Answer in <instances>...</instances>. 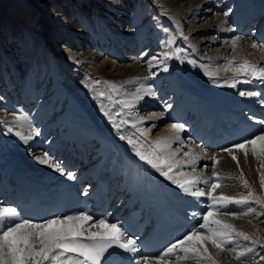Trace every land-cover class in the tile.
<instances>
[{"label": "bare ground", "instance_id": "1", "mask_svg": "<svg viewBox=\"0 0 264 264\" xmlns=\"http://www.w3.org/2000/svg\"><path fill=\"white\" fill-rule=\"evenodd\" d=\"M64 1L63 6L55 12H42L37 17L36 23L45 35L44 40L34 41L32 46L28 44L27 48L25 39L20 34L18 39L0 43V125L4 126L2 129H6L3 132L0 130V177L4 176V171H8L4 176L8 187L0 193V204L12 206L16 196H12L9 190L21 182L27 186L31 182H42L45 186L57 178L69 180L66 175L69 172L74 177L70 181L80 180L81 184L90 186V183L94 182L91 178L107 177L103 171V168L107 167L104 163L109 161L111 165L115 161L119 147H123V142L120 146L119 141H125L131 154L136 156L127 139H121L122 135L118 136V131L115 132L108 126L111 123L105 122L104 114L89 108L79 96L80 93H73L70 85L65 84L69 75H66V78L61 77L60 72L50 68V54L60 52L63 60L72 64L71 73L88 79L87 85L96 92L92 91L99 100L97 103L100 108L109 111L115 105L119 115L117 117L122 121L117 122L122 124L124 121L132 130L125 132L127 138L138 139L140 144L146 145L172 135L170 125H184L185 131L179 134L178 141L182 143L187 139L193 142V145H188L187 149L183 146L173 148L174 143L178 142L173 141L164 159L178 165L170 173L174 179L181 182L185 179L198 180L193 189L203 190L204 196L194 197L184 193L150 165L142 162L143 167L147 171L149 169V175L154 174L156 191L159 182H164L175 195L176 202L178 194L184 199L183 204L177 202L180 207L178 210H186L187 214L195 210L196 213L202 211L198 217L207 213L214 201L208 195L209 190L202 186L205 180H225L220 189L211 190L208 185L212 191L211 196L217 198L226 196L239 200L248 197L249 192L252 193L248 204L229 203L226 208L217 212L220 214L221 211L231 210V213L241 216V220L239 230L233 231L234 238L231 243L226 244L223 249L204 241V247L207 248L211 259H199L192 254L188 259H178L177 257L183 256L184 253L177 248L168 260L160 261L159 264H213V261L215 264H238L232 261L235 252L230 249L246 251V248L253 244V240L264 243V205L255 203L256 198L264 201V187L261 186V177H264V155H253L250 145L247 155L243 150L232 148L229 153L221 147L220 151L213 148L215 151L201 153L202 150L198 152L196 146H204V142L197 139L200 135L198 128L199 125L200 129L205 128L206 120L202 119V114L211 105L217 107L216 110L227 123L233 122L238 115L256 117L252 120L254 135L264 134L261 132L264 124L257 123L263 120L257 117L264 116V96L258 90L260 86H264V80L253 76L250 70L248 74L237 72V66L245 60L258 71L264 69V0H248L250 7L245 5L244 0ZM244 7L247 8L243 10ZM216 12L220 14H215ZM225 12L228 13L227 16L224 15ZM248 15L251 16L246 17ZM148 17L155 18L156 20H153L156 25H152ZM244 17L246 18L241 24L253 29L257 28L254 24L260 20L252 41L248 40L249 36L248 39L236 36L226 42L217 38L221 32L223 34L225 22L232 26L231 30L226 29L230 30L229 34L231 31L237 35L244 32V27H239V21ZM144 19L146 22H142ZM147 32L152 36L147 35ZM169 38H172V43L170 47H166L165 42ZM233 42L236 44L235 48ZM253 44L257 47L253 48ZM145 45H148V51L141 52ZM166 51L170 53V58L163 59V53ZM124 55L134 58L122 60ZM153 57L156 59L153 60ZM149 61L152 67H149ZM229 61H232L231 65ZM144 78H151L147 86L137 83ZM105 82L122 87L113 91ZM233 83L235 87L228 86ZM149 89L155 95L147 94ZM241 91H254L259 95L241 96ZM134 95H139L140 98L134 100ZM112 99L115 103L112 106L113 102H110V106L107 102ZM126 103L131 106L125 107ZM168 105L171 107L165 111ZM154 110L160 112L151 113ZM162 112L163 116L157 118ZM18 116L25 119L17 121ZM112 117H115V114ZM141 118L143 121L139 122ZM9 128L12 129L11 132L8 131ZM32 128L37 129L39 135L32 134ZM17 132L23 136L31 135L32 138L22 140L16 135ZM201 135L204 136L203 133ZM178 145L180 146L179 143ZM188 150L195 152L192 155L197 157L192 158L197 164L200 163L199 166H205L201 176L198 177L195 173L198 178L181 170L189 166L182 165ZM45 153L49 161L58 164L65 174L48 164L38 162V158H44ZM232 156L237 159L233 160ZM213 161L216 163L214 167ZM112 180H115L114 177ZM8 195L10 198H7ZM150 198L155 202L154 196L151 195ZM217 204L216 207H219ZM252 204L256 206L252 208ZM248 207L252 212H248ZM216 218V215L210 217L211 220H217ZM222 219L219 221L222 222ZM244 220L246 223H242ZM107 223L116 224V221L110 220ZM237 232L247 234L250 239L246 241L236 236ZM200 251L203 253L204 249L201 248ZM243 259V264H264V256ZM149 264H157V260L152 259Z\"/></svg>", "mask_w": 264, "mask_h": 264}, {"label": "snow or ice", "instance_id": "2", "mask_svg": "<svg viewBox=\"0 0 264 264\" xmlns=\"http://www.w3.org/2000/svg\"><path fill=\"white\" fill-rule=\"evenodd\" d=\"M224 15L227 16L228 13L225 12ZM185 39L187 38L185 37ZM171 43L172 38H169L165 42V46L170 47ZM235 47L236 44L233 42V48ZM252 47L256 48L257 45L253 44ZM168 58H170V53L166 51L163 53V59ZM155 59L156 57H153V60ZM228 63L231 65L232 61ZM149 67H152L151 61H149ZM249 70L253 76L264 80V69L258 71L249 61L245 60L237 66V72L248 74ZM165 71H167L166 68ZM105 84L113 91L117 90L118 87H122V85L117 86L110 82H105ZM228 86L235 87V83ZM147 94L155 95L150 89L147 90ZM239 94L241 96L259 95V93L254 91H241ZM139 98V95H134L133 97L134 100H138ZM130 106V104H125V107ZM168 107L171 106H166L165 111ZM163 114V112L160 113L157 118L162 117ZM105 115H109V119L113 120V117L109 113L105 112ZM22 119L25 118L21 116L16 118L17 121ZM142 121L143 118L139 122ZM257 123L264 124V120L257 121ZM114 126L119 127L115 124ZM170 129L172 135L163 139H157L150 144H146V146H138V139L131 137L127 138L128 143L132 145L135 155L141 161L150 165L161 176L170 180L184 193L194 197L204 196L205 192L203 190L193 189V185L198 183V180L185 179L181 182L170 175L173 168L178 167V165L164 159V157L167 150L171 147L172 142L180 139L179 134L185 131V128L183 124H172L170 125ZM8 131L11 132L12 129L9 128ZM31 131L32 134L39 135L37 129L32 128ZM261 132L264 133V128L261 129ZM16 135L25 141L32 138L31 135L23 136L19 132ZM121 139H125V137L122 136ZM249 145L251 146L253 155L258 157L264 155V134L253 135L252 138L245 139L233 147L238 150H243L245 155H247ZM225 151L231 153V149H225ZM172 155L174 156L175 153H172ZM185 155H188V153H185ZM232 159L236 160L237 158L236 156H232ZM38 162L48 164L50 167L55 168L56 171L65 174L58 164L49 161L47 153H45L44 158H38ZM190 163L194 164L195 160L190 161ZM66 175L69 180L74 178L70 172L66 173ZM203 182L205 184L210 183L208 180ZM245 186H247L246 182ZM261 186L264 187V177H261ZM211 187L215 189L218 185L212 183ZM208 195L214 201V204L209 206L208 212L202 217L203 223L200 224L201 228L207 230L208 235L204 236L194 230L191 231L182 240L168 247L164 253L157 254V264L160 261L168 260L177 248L184 253L183 256H178V259H188L190 258V254L199 259H211V256L208 255L207 248L204 247L205 240H210L220 249H223L226 244L231 243L234 238L233 226L224 224L219 220H211L210 217L220 211L221 208H226L229 203L248 204L252 193L249 192L248 197L239 200L226 196L217 198L211 196L210 192ZM217 203L219 207H216ZM255 203L264 205V201L260 198H256ZM248 212H252V209L249 208ZM193 215L195 216L197 213H193ZM90 221L91 224H89ZM92 228L97 230L91 231ZM235 235L242 237L246 241L250 239L247 234L242 232H237ZM252 243L257 244L258 241L253 240ZM112 248L122 249L126 253L135 254L138 252L137 242L134 239L126 237L122 226L115 223H107L106 218L93 220L91 215L80 212L76 215L57 216L37 223L30 219H22L16 206H4L0 204V264H102V262L106 264L104 261L105 254ZM201 248L204 249L203 253L200 251ZM230 250L235 252L236 259L247 258L245 251ZM247 251L251 252L252 249H248ZM149 259L150 256L145 255L142 260L138 261V264H149ZM213 264H215V261H213Z\"/></svg>", "mask_w": 264, "mask_h": 264}, {"label": "rangeland", "instance_id": "3", "mask_svg": "<svg viewBox=\"0 0 264 264\" xmlns=\"http://www.w3.org/2000/svg\"><path fill=\"white\" fill-rule=\"evenodd\" d=\"M78 2H80V0H77ZM65 3V1L64 0H0V43L2 42V43H4V41L5 40H9V39H12V40H14V39H18L20 36V34H21V36H22V38H24L25 39V46L28 48L29 46H28V44H30L31 46H32V43L34 42V41H37V40H44V38H45V35L44 34H42V31L41 30H39L38 29V26H37V23H36V19H37V17L38 16H40V14L43 12H45V13H53V12H55L56 10H58L61 6H63V4ZM250 7V6H249ZM215 14H220V13H218V12H216ZM154 17V16H153ZM153 17H148V20L150 19L152 22V25H156L155 23H156V21H154L153 19H155V18H153ZM200 18H202V17H200ZM156 20V19H155ZM190 20V19H189ZM142 22H146V19H144V21H142ZM155 22V23H154ZM199 24V23H198ZM197 24V25H198ZM151 25V24H150ZM224 25V29H223V34H222V32L220 33L221 35H220V37L218 36L217 38H221V39H223L224 40V42H226V40L227 41H229V40H231V39H233V38H236V36L238 37V38H246V39H248V36H249V41H252L251 39H252V29H249L250 28V26H246L247 28H246V30H245V32L244 33H240V34H234L233 33V31H231L232 33L231 34H229L230 33V30L232 29L231 27V24H226V22L223 24ZM226 26V27H225ZM227 26H229V27H227ZM231 26V27H230ZM226 29H230V30H228V31H226ZM130 30H132V28L130 27ZM147 35H150V32H147L146 33ZM150 36H152V34L150 35ZM234 36V37H233ZM241 36V37H240ZM223 37V38H222ZM227 37V38H226ZM148 49H149V47H148V45H145L143 48H142V50H141V52H145L146 50L148 51ZM141 52H140V55H141ZM50 56H51V59H52V64H51V66H50V68L53 70V71H57V72H60V74H61V77H65L66 78V75H69V77H67V80H66V82H65V84L66 85H70V88L72 89V92L73 93H77V95L80 93V97H82L84 100H85V102L87 103V105L89 106V108H91L93 111H97V113H99V114H104L103 116L105 117V122L106 123H111V124H109L108 126H110V128H112V130L113 131H118V132H116V133H118L117 135L118 136H120V134L123 136V137H125L126 139H127V135H126V133H127V131H132L130 128H128L129 126V124H126L124 121H123V123L121 124L120 122H117V121H121V119H120V117H117V116H119V115H117V110H116V108H115V105H114V100L112 99V101H109V102H107V103H109L110 104V106H111V103H112V106L113 107H111L112 109H110L109 111H104L102 108H100V106H99V103H97V102H99V100H98V98L95 96V94H93V92L92 91H94L93 90V88H90L89 89V87H88V85H87V82H88V79H84L83 78V76H81L80 74H77L76 73V75H75V73H71V71H73V66H72V64L69 62H66V60H63L64 58L62 57V55L60 54V52L58 53V52H52L51 54H50ZM133 59L134 57L133 56H129V57H127V56H123V58H122V60H124V59ZM70 64V65H69ZM120 64H122V62L120 63ZM148 79V80H147ZM150 80H151V78H144L143 80H140V81H138L137 83L138 84H141V85H148L149 83H150ZM85 81V82H84ZM86 85V86H85ZM96 88V87H95ZM89 89V90H88ZM88 91H89V93H88ZM94 93H96L95 91H94ZM85 95V96H84ZM111 102V103H110ZM91 106V107H90ZM98 107V108H97ZM114 108V109H113ZM98 109V110H97ZM103 111H104V113H103ZM155 111V112H154ZM154 111H151V113L153 112V113H159L160 111L159 110H154ZM105 112H107V113H109L111 116H114V114H115V117H113V120H110L109 119V115H105ZM111 112H113V113H111ZM114 112H116V113H114ZM108 116V117H107ZM110 121V122H107V121ZM116 120V121H115ZM115 121V122H114ZM122 122V121H121ZM116 123V124H115ZM118 123H119V125H118ZM113 124H115V125H118L119 126V128H117L116 126H114ZM107 125V124H106ZM125 126V127H124ZM4 128V126H2V124L0 125V130H2V132L3 131H5L4 129H2V128ZM115 127V128H114ZM123 129H125V130H123V132H122V130ZM120 130V131H119ZM120 132V133H119ZM126 132V133H125ZM121 136V137H122ZM182 140V139H181ZM121 142H123V147H121L120 149L122 150V153L120 154V157H121V155H122V159L123 160H125L126 162L125 163H123L124 161L121 159V160H118L117 161V163H120V161L122 162V163H120V165L118 164L116 167H114L115 166V163H114V166H113V172H116V174H119V180H118V185H119V187H122V189H123V195L124 196H122L123 198V200H128V201H135V199L136 200H138V199H140L141 197H142V191L140 192V189L142 190V187H143V185H144V180H145V176H148L147 175V170H146V168L145 167H143V166H138L139 164L136 162V161H134L136 158L135 157H132V154H131V150H130V148H128L127 147V145H125V141H121ZM127 142H128V139H127ZM191 141H189V140H183L182 141V143H181V141H178L177 142V144H176V142L174 143L175 145H173V148H175V147H187L188 145L189 146H191V145H193V142H191ZM178 143L180 144V146L178 145ZM11 144V143H10ZM14 144H15V147L16 148H18L17 146H16V143L14 142ZM117 145V144H116ZM122 145H120V146H122ZM124 145H125V147H124ZM138 146H146V145H142V144H140L139 142H138ZM196 146V145H195ZM182 147V148H183ZM197 147V146H196ZM187 148H189V147H187ZM186 148V149H187ZM128 151H127V150ZM12 150V149H11ZM199 150H201L200 148H197V151L199 152ZM127 151V152H126ZM124 152V153H123ZM32 153V152H31ZM126 153V154H125ZM187 153H189L188 155H186V160H184L183 162H181V163H183L182 165L183 166H188V167H186V168H184L182 165V167H183V169H181L182 170V172L183 173H185V171H186V173H187V175H193V176H201V174L203 173V171H205V166H199V162H198V164H197V162H195L194 164H192V163H189L191 160H194L196 157H197V155H192L193 153L195 154V152H192V151H190V150H188L187 151ZM128 154V155H127ZM124 155V156H123ZM200 154H198V156H199ZM194 156V157H193ZM194 159H193V158ZM187 158H188V160H187ZM190 158H192V159H190ZM255 161H256V159H255ZM107 162V161H106ZM106 162H105V164H106ZM130 162H132L131 164H133V165H131L130 164ZM137 164H136V163ZM186 162V163H185ZM215 162H216V160H215ZM214 161H213V164H212V166L214 167L215 166V164L217 163H215ZM116 163V164H117ZM126 165V164H129L128 165V167L130 168V172L132 173H130V172H127V175H125L124 176V173H125V171H122L123 170V168L121 167L122 165ZM136 164V165H135ZM108 165V164H107ZM141 165V164H140ZM192 166V168H191V166ZM112 166V165H111ZM110 166V167H111ZM133 166V167H132ZM38 167V169H39V166H37ZM138 167V168H137ZM135 168L136 169H138V170H135ZM142 170H141V169ZM188 168V169H187ZM203 168V169H202ZM140 170V171H139ZM199 170V171H198ZM122 171V172H121ZM133 171V172H132ZM141 174H140V173ZM144 172V173H143ZM135 173H137V175L135 174ZM195 173H196V175H195ZM126 174V173H125ZM129 174V175H128ZM138 174H139V176H138ZM121 175V176H120ZM143 175H145V176H143ZM124 176V177H123ZM143 177V179H142V177ZM192 176V177H193ZM196 176V177H197ZM123 177V178H122ZM133 177V178H132ZM137 177H139V178H137ZM140 177H141V179H140ZM196 177H194V178H196ZM197 177V178H198ZM133 180H132V179ZM147 178V177H146ZM196 178V179H197ZM126 179V180H125ZM135 179V180H134ZM121 180V181H120ZM132 180V181H131ZM138 182H137V181ZM121 183H120V182ZM133 181H134V183H133ZM128 182V183H127ZM139 184V185H137V184ZM212 183H215V184H217L218 185V187H216V189H220V187L225 183V180H221V179H218V180H213L212 182H210V183H208V184H204V185H202L203 187H206V189H208L209 191L208 192H210L211 190H212V188H211V185H212ZM128 184V185H127ZM132 184H134L133 186H132ZM136 184V185H135ZM122 185V186H121ZM124 185V186H123ZM131 185V186H130ZM208 185H210V189L208 188ZM126 186H128V187H126ZM139 186H141V188L139 187ZM224 186V185H223ZM139 188V191H138V188ZM126 189V191H125V189ZM133 188V189H132ZM132 191V192H131ZM125 192V193H124ZM128 192V193H127ZM130 192H131V194H130ZM138 192V194L136 195V193ZM212 192V191H211ZM127 193V194H126ZM133 195V196H132ZM141 195V196H140ZM128 196H129V198L130 199H128ZM140 196V197H139ZM127 197V198H126ZM133 197H135L134 199H133ZM218 206H219V204H217ZM252 206V208H254L256 205L255 204H252L251 205ZM250 206V207H251ZM250 207H248V209L250 208ZM222 209V208H221ZM220 209V210H221ZM223 210V209H222ZM244 211V210H243ZM224 213V214H223ZM227 213H228V215H227ZM230 213V214H229ZM223 214V215H222ZM214 215H216V217H218V218H216L217 220H220V219H222V217H223V223L224 224H229V225H232L233 226V229H234V232H235V229L237 230L239 227H240V221L239 220H241L240 218H241V216H239V215H236L234 212H232L231 213V210H227V212L226 211H221L220 212V214L219 213H215ZM221 215V216H220ZM219 217H220V219H219ZM226 218V219H225ZM239 218V219H238ZM225 221V222H224ZM246 220H244L242 223H246L245 222ZM201 223H203V221L201 222ZM200 223V224H201ZM234 223V224H233ZM239 224V225H238ZM236 227V228H235ZM199 231H201V233L203 232V229H204V232L202 233L204 236H207L208 235V233H207V230L205 229V228H201V227H199ZM239 230V229H238ZM201 233H199V234H201ZM201 234V235H202ZM206 242H208L209 244H212V242L210 241V240H206ZM255 246H253V244H251L249 247H247L246 248V254H247V259H257L258 258V256H259V258H261L262 256H264V243H261L260 241H258V243H257V245L256 244H254ZM248 249H252V251L251 252H248L247 250ZM255 257V258H254ZM257 257V258H256ZM244 259L242 258V259H236V258H233V262L234 263H238V264H243V263H245V261H243ZM236 261V262H235Z\"/></svg>", "mask_w": 264, "mask_h": 264}]
</instances>
